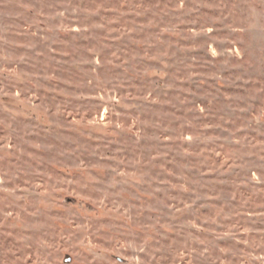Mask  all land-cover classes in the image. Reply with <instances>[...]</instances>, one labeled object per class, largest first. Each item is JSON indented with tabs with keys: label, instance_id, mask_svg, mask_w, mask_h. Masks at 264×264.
I'll return each instance as SVG.
<instances>
[{
	"label": "rangeland",
	"instance_id": "obj_1",
	"mask_svg": "<svg viewBox=\"0 0 264 264\" xmlns=\"http://www.w3.org/2000/svg\"><path fill=\"white\" fill-rule=\"evenodd\" d=\"M0 264H264V0H0Z\"/></svg>",
	"mask_w": 264,
	"mask_h": 264
}]
</instances>
